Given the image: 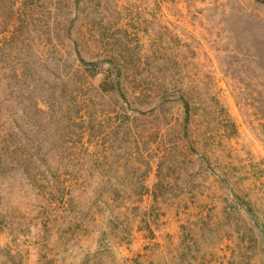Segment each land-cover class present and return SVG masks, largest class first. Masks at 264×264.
<instances>
[{
	"label": "rangeland",
	"instance_id": "374dc122",
	"mask_svg": "<svg viewBox=\"0 0 264 264\" xmlns=\"http://www.w3.org/2000/svg\"><path fill=\"white\" fill-rule=\"evenodd\" d=\"M0 264H264V0H0Z\"/></svg>",
	"mask_w": 264,
	"mask_h": 264
},
{
	"label": "water",
	"instance_id": "95a60500",
	"mask_svg": "<svg viewBox=\"0 0 264 264\" xmlns=\"http://www.w3.org/2000/svg\"><path fill=\"white\" fill-rule=\"evenodd\" d=\"M125 101V100H124ZM125 103H126V101H125Z\"/></svg>",
	"mask_w": 264,
	"mask_h": 264
}]
</instances>
